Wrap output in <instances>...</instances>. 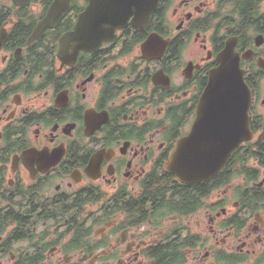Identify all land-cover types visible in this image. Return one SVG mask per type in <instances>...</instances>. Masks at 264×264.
Returning a JSON list of instances; mask_svg holds the SVG:
<instances>
[{
    "label": "flooded vegetation",
    "instance_id": "af4514ba",
    "mask_svg": "<svg viewBox=\"0 0 264 264\" xmlns=\"http://www.w3.org/2000/svg\"><path fill=\"white\" fill-rule=\"evenodd\" d=\"M88 2L0 0V264H264V0H159L60 50ZM225 51L252 135L186 184L168 164Z\"/></svg>",
    "mask_w": 264,
    "mask_h": 264
},
{
    "label": "water",
    "instance_id": "95a60500",
    "mask_svg": "<svg viewBox=\"0 0 264 264\" xmlns=\"http://www.w3.org/2000/svg\"><path fill=\"white\" fill-rule=\"evenodd\" d=\"M158 3L159 0H89L74 31L60 40V50L73 42L76 54L94 51L115 38L116 31L125 27L130 18L133 17V24L142 26ZM229 57L225 51L220 67L211 73L192 130L179 141L169 161V173L186 184L216 176L232 153L252 135L251 91L244 82L239 61H227Z\"/></svg>",
    "mask_w": 264,
    "mask_h": 264
}]
</instances>
